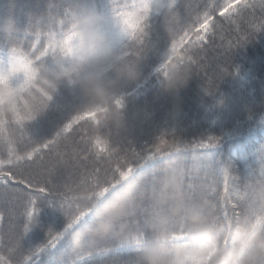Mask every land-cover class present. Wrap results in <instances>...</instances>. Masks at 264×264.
<instances>
[{"label":"snow or ice","instance_id":"obj_1","mask_svg":"<svg viewBox=\"0 0 264 264\" xmlns=\"http://www.w3.org/2000/svg\"><path fill=\"white\" fill-rule=\"evenodd\" d=\"M82 7L96 9L108 17L109 31L120 56L142 70L152 54H159L162 46L166 48L154 72L160 88L161 74L166 75L169 66L180 64L191 78L199 76L204 80V91L210 96L218 94L221 81L239 75L232 63L234 52L264 36V0H223L212 5L192 0L20 3V18L10 21L8 16H0V58L2 49L12 44L27 45L30 53L51 56L62 67L63 60L74 55L72 42L79 35L77 11ZM168 10L182 20L171 38L162 30ZM217 16L221 19H215ZM4 28L11 32L5 35ZM20 59L26 65L32 64L27 54ZM35 72L33 67L21 73L15 63L5 67L0 62V80L4 81L0 91L16 94L17 123L21 120L35 123L49 113L66 110L46 90H40L44 99L35 111L21 109V103L27 104L22 85L34 86L25 84L21 77L27 76L31 81ZM63 75L70 76L67 69ZM69 82L74 84L71 79ZM147 83L143 75L135 84L123 88L113 99L115 109L126 117L128 102ZM218 106L225 107L223 98ZM79 109L74 108L75 114L65 118L51 138L35 135L34 123L21 133L22 147L0 137V264H40L45 256L47 264H69L70 260L73 264H143L141 253L148 249L147 241L128 247L111 243L108 247V240L89 245L85 236L79 249L71 241L62 245L66 234H74L70 231L71 223L60 232L49 229L44 243L32 246L34 230L44 228L43 213H62L63 201L57 193V184L74 170H89L90 174L103 170L108 174L115 188L110 199L126 183L133 179L140 181L142 203L135 210L133 223L146 224L157 204L174 196L173 191L166 189L179 186L185 212L180 226L165 239L175 264H212L214 258H223L229 250L230 264H242L246 258L256 256L260 257L259 264H264V147L257 151L256 144L243 142L236 163L216 159L213 150L221 143V137L211 134L186 139L175 132L165 133L154 143L141 147L128 136L113 137L110 129L106 135L83 133L89 117L97 118L110 109L96 108L83 114ZM261 119L264 121V117ZM190 161L194 162L191 167ZM156 162L165 166L157 167ZM206 207L213 216L220 217V222L213 224L222 236L219 242L205 244L195 240L190 214L203 212ZM241 220L242 234L233 236V225H239ZM95 226L96 217L90 216L77 230ZM65 245L68 251L61 254Z\"/></svg>","mask_w":264,"mask_h":264},{"label":"trees","instance_id":"obj_2","mask_svg":"<svg viewBox=\"0 0 264 264\" xmlns=\"http://www.w3.org/2000/svg\"><path fill=\"white\" fill-rule=\"evenodd\" d=\"M50 2L59 3L60 0H0V16H8L11 21L13 18L21 17L20 3L47 4ZM192 2L212 5L222 3L223 0H192ZM215 19L221 18L217 16ZM21 22L22 24L24 23L23 20ZM181 22L182 20L180 21L179 17H175L171 10L166 11L162 21V30L165 36L173 37L175 28ZM169 25L174 28V32L171 34L168 31ZM3 32L8 35L11 29L4 28ZM20 35L22 36L23 33L21 32ZM227 42L228 40L226 39L225 43ZM2 51L3 54L19 58L22 54L29 55L32 60L31 66L36 69V76L31 82L34 86L22 90L23 96L27 100V104L21 103L20 105L24 112H33L40 105L44 99L40 90H46L52 95L53 100L57 104L66 106V110L63 113H49L47 116L40 118L38 122L21 120L17 123L15 119L16 94L9 96L8 92L0 91V137L16 144L18 147H22L24 143L21 133L27 132L32 123H34L32 131L35 135L51 138L59 130V126H62L63 120L75 114L74 108L77 107H80L81 114L96 108L110 109L106 114L100 115L98 122L90 119L84 122L82 132L89 136L106 135L107 130L110 129L113 137L117 134L128 136L129 139L136 141L139 146L143 147L154 143L165 133L175 132L178 136L186 139L193 136L211 134L221 137V143L213 150L216 159H226L234 163L239 157L238 149L241 148L243 142L251 141L256 144L257 151L264 147V121L257 125L246 123L238 131H233L231 128L228 129L221 125H216V128H214L215 125H212L209 121L213 112L222 111L226 106L232 105L238 99L241 93L239 78L241 72H250L264 82V36L258 37L253 42L234 52L232 63L235 69L239 70V75L228 77L221 81L219 92L216 96H210L204 91L205 82L199 76H193L186 87L173 94L162 91L159 84H157L145 94L130 99L126 109V117L108 104H94L81 93L75 84L69 81L63 82L60 73L57 71L61 66L51 56L41 57L30 53L27 45L21 46L20 44H12L2 49ZM165 52L166 48L162 46L159 54L154 53L149 57L142 70V76L144 75L147 81L152 77L155 68L162 62ZM222 98L225 100V107L220 108L218 105ZM249 112L251 116H256L258 112H263V110L249 107ZM138 113L139 115H137ZM145 113L147 114L146 116ZM5 117L6 119H4ZM241 120L246 122L247 117L245 114ZM228 132H232V134ZM102 158L107 159L105 156H102ZM156 163L157 167L165 166L163 162ZM192 163L194 162H189L190 167ZM236 166L239 170L238 163ZM146 175H150V173H146ZM140 186L141 182L133 179L121 187L118 195L110 199L109 197L115 191V188L110 182L109 175L103 170L94 174H90L89 170L72 171L57 184V193L63 201L62 213L50 211L43 213L44 228L34 230L32 246L43 244L49 229L53 232H60L64 230L67 223L72 224L70 231L74 234L73 236L66 234L61 244L71 241L72 245L77 249L81 248L85 241V236L88 237L89 245L108 240L110 242L107 243V246L111 247V243L117 245L125 244L119 234L121 231L135 230L142 232L156 224H168L173 206L172 197L166 198L157 204L152 217L146 224L133 223L135 210L142 203ZM133 200L135 202L134 212L127 223L118 228L116 232L108 235L112 221L117 220L123 214L125 206ZM90 216L96 217V226L92 229L77 230ZM217 217L219 218L217 223H219L220 217ZM180 218L181 216L175 217L173 230L180 226ZM101 224H104V227L98 230ZM215 231V241L210 240L209 242L211 243L222 240V236L218 235L216 228ZM239 234L238 225H233L232 235L236 236ZM167 237L168 235L165 234L157 243L162 244ZM146 241L148 246H150L151 240ZM67 251L68 248L65 245L61 249V254ZM143 253H141V256ZM228 253L229 256L232 255L231 250ZM85 258H87V253H85ZM47 260V256L43 257L40 264H47ZM69 264H73V260H70Z\"/></svg>","mask_w":264,"mask_h":264},{"label":"clouds","instance_id":"obj_3","mask_svg":"<svg viewBox=\"0 0 264 264\" xmlns=\"http://www.w3.org/2000/svg\"><path fill=\"white\" fill-rule=\"evenodd\" d=\"M78 36L72 42L74 55L69 56L62 62V67L57 71L60 73L62 81L69 79L79 88L81 93L91 102L97 105L108 104L115 108L113 99L119 92L128 86L135 84L142 78V69L133 65L120 56L114 44L111 32L109 31V20L102 12L93 8H80L77 11ZM169 33L174 32V28L169 25ZM67 69L70 76L63 75V70ZM167 74H161L162 91L173 94L178 93L186 87L191 79L190 73L186 74L183 65L176 64L166 69ZM173 191V206L169 216L168 224H156L142 232L135 230L121 231V239L129 246H135L141 241L151 240L150 246L142 254L143 264H175L173 256L159 251L158 240L165 234L168 236L173 232V222L176 216H182L185 212L183 204L182 189L177 186ZM135 202L130 201L123 214L112 221L108 235L116 232L127 223L133 214ZM217 216H213L209 208L203 212L190 214L189 223L193 226L195 240L197 243L209 244L215 241L216 231L213 224L218 221ZM101 224L98 230L102 229ZM244 227L243 220L238 225L239 233L242 234ZM165 246L168 244L165 242ZM229 253L225 252L223 258H214L212 264H230ZM260 257L246 258L242 264H259Z\"/></svg>","mask_w":264,"mask_h":264},{"label":"rangeland","instance_id":"obj_4","mask_svg":"<svg viewBox=\"0 0 264 264\" xmlns=\"http://www.w3.org/2000/svg\"><path fill=\"white\" fill-rule=\"evenodd\" d=\"M0 62H2L5 67L9 66L10 63H15L16 67L20 70L21 73L26 71H30L32 67L30 65H26L21 59L13 56L3 54L2 58H0ZM36 73L32 76L31 81L28 80L27 76H22L21 79L25 84L31 83ZM240 83H241V93L238 96V99L233 102L232 105L226 106L222 111L213 112L210 116V123L215 125H221L228 129H232L233 131H238L243 127L246 123H252L253 125H257L262 122L261 117H264V82L256 78L250 72H241L239 75ZM158 84V80L153 73L152 77L148 80L145 88L140 91V93L136 96L145 94L148 90ZM0 87H4V81L0 80ZM25 89L22 85V90ZM2 92H8L9 96L15 95V93L9 90H3ZM249 107H255L257 110H263V112H258L256 116H251L249 112ZM246 115V122L242 121L243 115ZM102 114H99L97 118L89 117L88 119L98 122L99 117ZM231 133L232 132H228ZM211 244V242H209ZM159 251L168 253L169 245L166 247L165 242L159 244ZM125 247H128V244H124Z\"/></svg>","mask_w":264,"mask_h":264}]
</instances>
